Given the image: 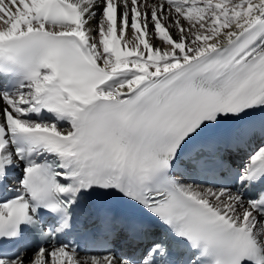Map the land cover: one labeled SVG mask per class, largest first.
<instances>
[{
  "label": "snow or ice",
  "instance_id": "6c2138e0",
  "mask_svg": "<svg viewBox=\"0 0 264 264\" xmlns=\"http://www.w3.org/2000/svg\"><path fill=\"white\" fill-rule=\"evenodd\" d=\"M0 264H264V0H0Z\"/></svg>",
  "mask_w": 264,
  "mask_h": 264
}]
</instances>
